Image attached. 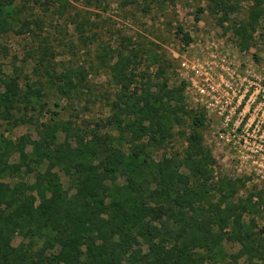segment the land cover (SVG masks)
<instances>
[{"label": "trees", "instance_id": "obj_1", "mask_svg": "<svg viewBox=\"0 0 264 264\" xmlns=\"http://www.w3.org/2000/svg\"><path fill=\"white\" fill-rule=\"evenodd\" d=\"M14 4L0 0L4 33L12 26ZM183 40L191 36L186 33ZM3 49L0 42V53ZM126 68V53L119 51L110 65L117 86L111 113L90 136L61 121L37 125L35 139L0 136V264H214L211 259L225 255V240L240 245L234 259L264 264V238L254 221L243 220L259 205L251 198L233 201L242 179L214 181L219 161L199 131L189 135L182 155L155 158L171 129L184 120L185 81L170 86L159 71L155 81L144 76L148 83L138 89ZM2 74L0 66V116L9 119L25 95L18 77ZM60 77L59 91L67 94L72 76ZM192 118L198 127L207 119L204 111ZM101 129L116 130L118 136ZM15 153L20 161L11 163ZM23 167L35 173L33 183L4 182ZM60 170L70 179L69 189ZM212 190L223 194L216 204L209 200ZM18 235L26 241L14 245Z\"/></svg>", "mask_w": 264, "mask_h": 264}, {"label": "rangeland", "instance_id": "obj_2", "mask_svg": "<svg viewBox=\"0 0 264 264\" xmlns=\"http://www.w3.org/2000/svg\"><path fill=\"white\" fill-rule=\"evenodd\" d=\"M10 13L12 26L5 33L0 31L5 51L0 53V66L2 75L19 78L25 95L9 119L0 116V136L13 141L22 136L35 139L37 125L56 121L71 123L90 136L91 131L98 129L97 123L111 113L110 102L117 86L111 81L110 65L117 61L119 51L126 53V73L133 74L138 89L148 83L144 76L155 81L159 71L170 86L185 81L179 73L183 59L202 55V45L213 40L230 46L244 67L255 63L264 68V0H15ZM186 33L191 36L189 42L183 40ZM104 49L106 55L102 56ZM65 73L72 76L73 86L62 94L59 86L64 84V78L60 76ZM27 83L39 93H33ZM185 83L184 120L171 129V136L155 158L182 155L189 135L199 131L206 148L220 161L214 168V181L224 177L243 180L245 184L233 201L242 203L251 198L252 203L259 205L257 210L246 212L243 220L254 221L255 231L264 238V182L256 183L237 174L231 152L214 145L217 131L213 120L207 118L201 127L194 123L196 111L203 110L192 104ZM135 85L132 89H136ZM101 131L118 136L116 130ZM64 137L59 133V142ZM31 149L28 146L29 152ZM19 161V154H13L11 163ZM182 171L188 174L185 168ZM59 172L69 189V177ZM3 180L12 185L30 184L35 181V173H28L23 167ZM118 183L123 184L124 179ZM222 195L212 190L209 200L216 204ZM23 240L18 235L13 244ZM42 242L39 240L36 247ZM239 250L237 242L225 240V255L210 261L247 264L245 257L233 258Z\"/></svg>", "mask_w": 264, "mask_h": 264}, {"label": "built area", "instance_id": "obj_3", "mask_svg": "<svg viewBox=\"0 0 264 264\" xmlns=\"http://www.w3.org/2000/svg\"><path fill=\"white\" fill-rule=\"evenodd\" d=\"M202 51L181 62L179 73L188 84L186 94L214 121V145L231 152L237 174L262 183L264 68L255 63L244 67L230 46L216 40L202 45Z\"/></svg>", "mask_w": 264, "mask_h": 264}]
</instances>
